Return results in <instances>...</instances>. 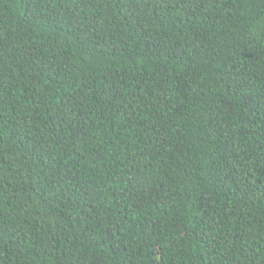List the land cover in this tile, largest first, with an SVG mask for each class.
Masks as SVG:
<instances>
[{
	"label": "trees",
	"instance_id": "obj_1",
	"mask_svg": "<svg viewBox=\"0 0 264 264\" xmlns=\"http://www.w3.org/2000/svg\"><path fill=\"white\" fill-rule=\"evenodd\" d=\"M0 264H264V0H0Z\"/></svg>",
	"mask_w": 264,
	"mask_h": 264
}]
</instances>
